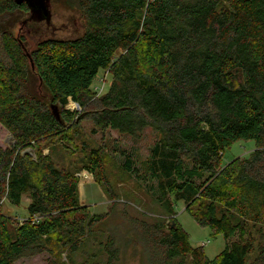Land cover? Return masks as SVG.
Here are the masks:
<instances>
[{"label":"trees","instance_id":"obj_1","mask_svg":"<svg viewBox=\"0 0 264 264\" xmlns=\"http://www.w3.org/2000/svg\"><path fill=\"white\" fill-rule=\"evenodd\" d=\"M75 6L80 34L45 38L27 52L13 27L30 7L0 0V123L16 141L0 145V264L42 252H67L60 264H75L72 254L107 218L81 204L78 169L59 167L51 155L60 146L73 153L69 145L83 120L94 122V132L140 137L155 130L159 140L144 174L157 180L167 217L184 200L189 210L199 207L192 215L200 226L226 239L209 259L177 218L145 223L143 238L155 247L157 264H264V0ZM101 70L112 83L99 96L92 85ZM70 101L81 109L67 108ZM242 140L255 149L225 163V151ZM105 156L104 146L92 148L83 168L110 194ZM124 169L134 170L131 155ZM25 195L29 217L13 224L3 204L20 206ZM99 246L107 257L95 264L118 261L116 237Z\"/></svg>","mask_w":264,"mask_h":264},{"label":"rangeland","instance_id":"obj_2","mask_svg":"<svg viewBox=\"0 0 264 264\" xmlns=\"http://www.w3.org/2000/svg\"><path fill=\"white\" fill-rule=\"evenodd\" d=\"M54 5V8L50 5L49 20L31 11L24 14L21 22L13 27L16 34L25 38L27 52L32 51L38 42L45 38L75 37L82 31L80 20L71 12L77 8L76 0H55ZM8 18L5 17L4 20ZM111 83L112 78L108 71L101 70L92 89L101 96L108 91ZM67 108L81 109L73 101L69 102ZM80 127L79 134L75 136L76 142L68 144L73 150L72 154L60 146L52 148L51 155L59 167L78 169L76 174L80 176L81 204L88 205L93 214H107V218L97 224L85 244L75 254H72L75 264H95L100 260L103 261L107 256L99 250V244L105 243L109 235L116 237L120 250L119 259L115 264H157L158 254L155 247L149 244L143 236L146 233L145 223H153L159 218L169 220L172 217L175 220L177 218L189 233L192 246L203 248L209 259H215L224 250L226 244L224 236L214 233L209 227L200 226L194 219L192 214L199 211L198 206H193L189 210L184 200L175 201L174 208L177 214L167 217L156 199L159 192L158 182L157 180L150 181L144 174L147 160L151 156V148L159 140L155 130L148 127L140 137H132L113 129L94 132L97 128L91 120H83ZM10 134L11 132L0 123V145L3 147L11 145ZM101 146L106 149V175L112 189L110 194H107L94 174L83 168L90 150ZM255 147L254 141L236 142L225 151L224 162L228 163L236 157H247ZM49 150V147L44 148V153L48 154ZM128 155H131L133 159L134 170L130 173L124 169ZM30 201L28 195H25L20 206L5 202L2 208L3 214L12 221L17 219L23 222L29 217L27 209ZM13 224H16V221ZM252 232L256 234L254 228ZM237 238H239L238 234L230 241L237 240ZM66 255L67 252L56 257L49 252L26 254L16 264H60L66 260ZM187 264H192L190 258Z\"/></svg>","mask_w":264,"mask_h":264},{"label":"water","instance_id":"obj_3","mask_svg":"<svg viewBox=\"0 0 264 264\" xmlns=\"http://www.w3.org/2000/svg\"><path fill=\"white\" fill-rule=\"evenodd\" d=\"M18 4L26 3L31 11L37 12L41 15V17L49 20L51 17V11H50V5H52V0H17ZM33 63V62H32ZM34 68V65L32 66ZM11 145H14L16 143L13 134H10ZM25 153H32L35 157V154L31 151V149H26L23 151V154ZM175 221L173 222V225H175Z\"/></svg>","mask_w":264,"mask_h":264}]
</instances>
